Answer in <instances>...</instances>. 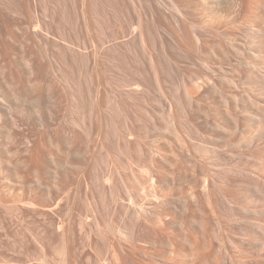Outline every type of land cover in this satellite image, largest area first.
Wrapping results in <instances>:
<instances>
[{
    "label": "rangeland",
    "instance_id": "rangeland-1",
    "mask_svg": "<svg viewBox=\"0 0 264 264\" xmlns=\"http://www.w3.org/2000/svg\"><path fill=\"white\" fill-rule=\"evenodd\" d=\"M16 1L1 0V14L16 19V13L20 14ZM149 1L51 0L52 17L68 32L63 36L67 34L73 45L81 41L71 55L64 49L66 56L53 41L55 47L34 35L33 41L31 31L30 36L26 31L28 37H22L30 27L27 15H23L25 23L22 14L23 21L17 18L23 29L14 20L5 25L8 21L1 19L0 66L5 73L1 71L0 77L5 76L7 82L4 86L0 82V264H264V238L251 239L245 234L249 230H244H251L259 221L249 211L262 210L264 202L251 197L240 184L247 176L239 179L240 173L236 176L232 170L238 166L246 172L249 168L243 174L264 183V163L248 156L255 147L264 148V120L258 128L250 116L255 100L260 99L264 109V92L246 77L247 68L251 70L246 64L250 56L257 53V58L264 59V49L254 48L258 43L264 47V0L252 17L241 16V7H231L228 0ZM157 2L162 3L163 13ZM43 3H39V15L47 6ZM79 6L88 11L90 30L78 21ZM153 8L160 9L165 20L161 37L173 56L172 66L162 57L160 39L152 45L148 39L141 42L138 38L140 23L152 27ZM256 19L260 21L254 23ZM179 20L191 33L202 31L211 47H220L207 61L213 62L214 70L199 58L184 57L174 49ZM55 24H50L54 33L60 29ZM34 38L42 42L36 43ZM93 42L100 47L94 48ZM128 42L130 46L125 45ZM40 43L45 48L52 46L46 48L50 58ZM40 49L45 56L38 55ZM149 53L163 62L159 80L151 70ZM37 56L40 59H33ZM46 57L52 62L48 66L59 74L52 73L54 68L48 74L44 71L45 76L55 74V80L44 77V72L38 78L35 75L43 71H36L42 63L49 71ZM236 68L248 73L240 74ZM43 78L50 80L45 79L49 87ZM54 81L66 86L60 89ZM54 83L57 88L50 91ZM138 85L140 93L133 92ZM212 86H219V93L207 90ZM183 89L195 99L191 98L192 106ZM246 98L255 100L249 105L252 99ZM242 99H246L248 112L240 107ZM212 107L217 108L215 112ZM235 113H240L242 122L249 113L246 118L251 120L236 129L227 119ZM217 117L228 120L223 132L212 128ZM198 165L205 167L198 170ZM150 174L155 175L151 178ZM206 185L210 186L209 198L204 193ZM147 194L152 201L145 198ZM240 207L245 211L238 215ZM261 220L258 223L264 225Z\"/></svg>",
    "mask_w": 264,
    "mask_h": 264
},
{
    "label": "bare ground",
    "instance_id": "bare-ground-1",
    "mask_svg": "<svg viewBox=\"0 0 264 264\" xmlns=\"http://www.w3.org/2000/svg\"><path fill=\"white\" fill-rule=\"evenodd\" d=\"M16 1V0H15ZM42 1H44V3L42 2ZM157 1V0H156ZM210 1H213V0H210ZM218 1V2H217ZM216 2L217 3H223V0H217ZM239 0H228V2L230 3V6L231 7H241V9H239V14L240 13H245V14H247V15H249V17L251 16L252 17V15H253V13H255V11H257L258 9H259V6H260V4H262V1L263 0H242L240 3L238 2ZM12 2H13V0H12ZM12 2H11V4H12ZM17 3H19L18 1H16ZM215 2V3H216ZM15 4L14 6H16L15 8H18L17 10L20 12V14H22V17H24L23 15H27L26 17V19H30V22L29 21H27L26 19H25V17L24 18H22L23 20L25 19L26 21H27V23L30 25V27H28V26H25V28L26 27H28V28H26L25 30H24V34L22 33V37H26L27 36V34H29L30 33V31L31 32H33V34L31 33V38H32V35H34L33 37H39V39H41V40H46L47 42L48 41H53V42H55V44L54 45H56V47H58L59 46V49L58 50H61V52L62 51H64V49H66L67 51H68V49H69V51H70V54L69 55H71L72 54V50H76L77 48L76 47H74V45H76V44H78V43H80V42H75L76 44H74L73 45V42L71 43L70 41H71V38L70 37H68V32H66V30L64 31V29H62L63 28V26L62 25H58V24H61L60 22L57 24V22H56V19L54 18V17H52V15H51V10H50V3H51V0H20V3L19 4ZM39 3H43V6H44V4L46 3V5L47 6H45V8H44V13H45V15H44V13H43V11H42V13H41V15H39V12H38V7H39ZM155 3V1L152 3V4H154ZM158 4H160L161 2H157ZM7 4H10V3H8V1H7V3H6V5ZM59 4V3H58ZM149 4H151V0L149 1ZM10 6H12L13 7V5H10ZM18 6V7H17ZM149 6H151L150 8H152V5H149ZM160 6H162L161 8H162V13H163V5H162V3L160 4ZM9 5L7 6V9H8V11L10 12V10H9ZM153 7L154 8H156V4H154L153 5ZM173 7L175 8V9H177L176 8V5L175 4H173ZM11 8V7H10ZM14 8V7H13ZM13 8H11L12 10H14ZM39 8H42V6H40ZM154 8H153V10H154ZM157 8H158V5H157ZM261 8V7H260ZM6 9V10H7ZM39 10H41V9H39ZM78 10H80L78 13L79 14H77V15H79V17H78V19H80V20H78L79 21V23H80V21L81 22H83V24H82V26H84V28H86L87 30H90V25H89V22H88V11L86 10V8H85V6L83 7V6H79V9ZM77 10V11H78ZM160 9H157V11H156V9L151 13V17H152V27L150 26V25H143L142 23H140L139 24V28H140V31H139V35H138V38H139V40L141 41V42H145L146 41V39H148L151 43H152V45L154 44V42H157V39H160L161 40V49H162V57L164 56V59L168 62V64H170V66H172L171 64V62H173V61H171L172 59H173V56L170 54V52L167 50V48H166V46H165V44H164V42H163V40H162V37H161V35H162V33H163V29H162V27H163V24L165 23V20H163L164 19V17L162 18L161 17V15H163L160 11H159ZM5 11V10H4ZM15 11H16V9H15ZM14 11V12H15ZM59 11V10H58ZM1 0H0V24H1V19H3V21H8V20H11V18L9 17V14H8V12H6L7 14H8V17L10 18V19H8V17L6 18V16L4 15H2L1 14ZM13 11H12V14L14 13ZM41 12V11H40ZM4 13V12H3ZM11 13V12H10ZM12 14H10V16H13L14 18L16 17V16H18L17 18H19V20H21L20 18L21 17H19V16H21L19 13H16L17 15L15 16V15H12ZM1 15H2V17H1ZM42 15L46 18V17H48V18H46L47 19V21H48V19H49V21H50V18H51V22H53V25H54V23H56L58 26H59V28L60 29H62V31H60V29L58 30V26H56V31L57 32H62L61 34H57V32L56 33H54V31L52 30V27H51V22H49V23H46L47 21L45 20V18L43 17V19L41 18L42 17ZM58 15V14H57ZM159 15H160V17H159ZM241 16H242V14H240ZM29 16V17H28ZM59 16V15H58ZM246 16V15H245ZM7 19H5V18ZM50 17V18H49ZM64 17H65V14H64ZM158 17L160 18V19H162V21L160 20V21H158L159 19H158ZM246 17H248V16H246ZM248 17V18H249ZM13 19L14 20V22L16 23V24H19V20L18 19ZM245 18V17H244ZM28 19V20H29ZM54 19H55V21H54ZM246 19V18H245ZM13 20H11V21H13ZM15 20H17V21H15ZM23 20H21V21H23ZM25 20H24V23H25ZM250 20V18L247 20V21H249ZM257 20V19H256ZM256 20H254L253 22L255 23V22H259L258 20L256 21ZM10 21V22H11ZM164 21V22H163ZM206 21V20H205ZM205 21H201L202 22V24L205 22ZM9 21L8 22H4L5 23V25H6V23H10ZM200 22V23H201ZM3 23V22H2ZM3 23V24H4ZM24 23H23V26H24ZM27 23L25 24V25H27ZM77 23V22H76ZM11 24H13V25H16V24H14V23H11ZM55 24V25H56ZM207 24L209 25V26H211V24H209L208 23V21H207ZM206 24V22H205V26L207 25ZM2 25V24H1ZM20 25V24H19ZM19 25H17V26H19ZM176 25H177V33L175 34V38H174V40L172 41V45L174 46V49L176 48L178 51H180L181 53H183L184 54V57H188V56H192V57H195V58H199L202 62H204V63H206V65L207 66H209V70L211 71V70H214L211 66H210V64L211 63H213V62H211L210 64L208 63L207 64V61L209 60V59H213V56H214V50H218V49H220V47L218 46V45H214V43H213V47H211L210 45H209V43H208V39L207 38H205V34L202 32V31H197V33H191V31H189L188 30V28L186 27V25H185V22L183 21V20H179V21H177V23H176ZM21 26V25H20ZM20 26H19V29H20ZM76 26V25H75ZM199 26H201V24L199 25ZM204 25H202V27H203ZM4 27V26H3ZM62 27V28H61ZM197 28H200V27H197ZM204 28V27H203ZM206 28V27H205ZM204 28V29H205ZM210 28V27H209ZM212 28V27H211ZM21 29H23L22 28V26H21ZM20 29V30H21ZM80 29V28H79ZM21 31H23V30H21ZM27 31V34H25V32ZM81 31V30H80ZM254 31V30H253ZM64 32H66L65 34L66 35H64L63 36V33ZM256 32V34H257V31H255ZM254 33V32H253ZM260 33H262L261 31H260ZM80 34V33H79ZM91 33H88V35H86V36H88V40H89V36H90V38L92 37L91 35H90ZM255 34V33H254ZM8 36H9V39H10V36L11 35H9L8 34ZM29 36H30V34H29ZM65 36H67L68 37V40H67V37H65ZM255 36V39H257L256 37V35H253V37ZM259 36V35H258ZM28 37V36H27ZM30 38V37H29ZM28 38V39H29ZM30 38V39H31ZM80 38V37H79ZM79 38H77V36H76V39H78L79 40ZM86 38V37H85ZM11 39H12V41H14L13 40V38L11 37ZM29 39V40H30ZM35 40H37L36 41V43H39V41L40 42H42L41 40H39L38 41V38H34ZM49 39H51V40H49ZM69 39H70V41H69ZM74 39V38H73ZM91 39H93V38H91ZM90 39V40H91ZM116 39H118V38H116ZM255 39L254 38H252V45L254 46V41H255ZM25 40H26V38H25ZM32 40H33V38H32ZM32 40H31V43L33 44V42H32ZM87 40V39H86ZM89 40V41H90ZM27 41V40H26ZM25 41V42H26ZM34 41V40H33ZM94 41V40H93ZM27 42H30V41H27ZM44 42V41H43ZM46 42V46L47 45H49L48 43ZM53 42H51V45L53 46ZM92 41H90V43H91ZM95 42V41H94ZM93 42V43H94ZM256 42V41H255ZM30 43V44H31ZM87 43L88 44H90L88 41H87ZM218 43V42H217ZM42 43H40L39 44V46L41 45ZM44 44H45V42H44ZM87 44V45H88ZM95 44V43H94ZM93 44V45H94ZM96 44H97V42H96ZM95 44V45H96ZM216 44V43H215ZM220 44V43H219ZM34 45H36L35 43L33 44V46ZM38 45V44H37ZM49 46V48L50 47H52V46ZM61 45L64 47V48H62L61 47ZM87 45H85V46H87ZM91 45V44H90ZM94 45V48L95 47H100V44H97V46H95ZM99 45V46H98ZM125 45H127V46H130V44H129V42L127 43V44H125ZM259 45V46H258ZM264 45V44H263ZM38 46V47H39ZM42 46H44L43 44H42ZM155 46V45H154ZM221 46V45H220ZM252 46V47H253ZM35 47V46H34ZM53 47H55V46H53ZM90 46H88L85 50H87L88 48H89ZM91 47H93V46H91ZM172 47V46H171ZM43 48H45V46L43 47ZM46 48H48V47H46ZM45 48V50H47V51H45L46 52V54H45V52H43L42 53V51L44 50H41V53H40V51L39 52H37V53H39L38 55H40V54H42V55H46V56H48V49H46ZM62 48V49H61ZM173 48V47H172ZM171 48V49H172ZM215 48V49H214ZM255 49H256V51L258 50V48H259V50L261 49V48H263L264 49V47L260 44V43H258V44H255V47H254ZM252 49L253 51L255 50V49ZM6 48H4V50H5ZM81 49V48H80ZM79 48H78V50H80ZM84 49H82V51L84 50ZM93 49V48H92ZM91 49V50H92ZM3 50V51H4ZM65 50V51H66ZM212 50H213V52H212ZM258 50V51H259ZM1 51V50H0ZM6 52H7V50H5ZM5 51H4V53H5ZM69 51H68V53H69ZM82 51H79L78 52V55H83V52ZM88 51V50H87ZM94 50H92V52H93ZM255 51V52H256ZM48 52V53H47ZM80 52H82V54H79ZM86 52V51H85ZM96 52V51H95ZM242 52V51H241ZM2 54H0V57L1 56H3V52H1ZM8 53V52H7ZM62 53H64V52H62ZM97 53V52H96ZM95 53V54H96ZM180 53V54H181ZM252 53V52H251ZM254 53V52H253ZM33 54H34V52H33ZM65 54V56L66 55H68L67 54V52L66 53H64ZM63 54V55H64ZM84 54H86V53H84ZM89 54V53H88ZM210 54H213V55H210ZM35 55V54H34ZM33 55V57H35ZM42 55H40V57L42 56ZM77 56V53H74V56ZM90 55H91V53H90ZM94 55V54H93ZM186 55V56H185ZM210 55V56H209ZM242 55H245V54H243L242 53ZM252 55V54H251ZM256 55H257V53L255 54V56H250V62L249 63H246L247 65H249L248 67H250L251 68V70L249 69V68H247V70L246 71H249L250 73H249V75H250V77H249V75H247L246 77H247V79L249 78V80H253L252 82L254 83V84H256V85H258V86H260V88L263 90L262 92H264V67H263V65H264V59H261V58H257L256 57ZM8 57L9 58V55H6V54H4V57ZM61 56V55H60ZM96 56H97V54H96ZM171 56H172V58H171ZM212 56V58H210ZM227 56V55H226ZM225 56V57H226ZM40 57L38 58V56H37V58H33V59H40ZM43 57V56H42ZM49 57V56H48ZM79 57V56H78ZM83 57H84V55H83ZM228 57V56H227ZM244 57V56H243ZM248 57V55L246 56V58ZM45 58V57H44ZM43 58V59H44ZM47 58V57H46ZM50 58V57H49ZM49 58H47L46 60H45V62L49 59ZM90 58H91V56H90ZM4 59H7V58H4ZM216 59H218V58H215L214 57V60H216ZM227 59V58H226ZM249 59H247L248 61H249ZM50 60V59H49ZM76 60V59H75ZM149 60H150V67H151V70H152V72H153V74H154V76L156 77V79L157 80H159V78H160V75H162L163 74V62H162V60H160L158 57H156L155 55H154V53H149ZM39 60H34V62H38ZM98 61V60H97ZM221 61H222V59H221ZM223 61H227V60H224V57H223ZM242 61H246V60H242ZM241 61V62H242ZM49 61H47V66L51 63L52 64V62H49ZM208 62H210V61H208ZM40 63V62H39ZM41 63H42V59H41ZM215 63H216V61H215ZM224 63H226V62H224ZM38 63H36V66L38 67L39 66V64L37 65ZM43 65L45 64V63H42ZM40 65L39 67H38V69H36L37 67H35L34 65H35V63H34V67H35V69H36V71L37 70H39V69H41V70H43V71H38L39 72V74H35V73H33V74H35L36 75V77L38 78V76H40V74H42L44 71H47V73L46 72H44L43 73V75H44V77H47L48 76V79L53 75L52 73H57L59 70L58 69H56L55 67V69H56V71L54 70V68H50L49 66H48V69H49V71L48 70H44L45 68H43L44 66L43 65ZM167 64V65H168ZM218 64V63H217ZM245 64V65H246ZM54 65V64H53ZM96 65V64H95ZM203 65V64H202ZM213 65H215V64H213ZM246 65V66H247ZM30 66H32V65H30ZM43 66V67H42ZM50 66H52V65H50ZM55 66V65H54ZM220 67H221V65H219ZM224 66V65H223ZM222 66V67H223ZM94 67H96V66H94ZM216 67H217V65H216ZM220 67L219 68H217L218 70L217 71H219V69H220ZM221 67V68H222ZM32 69H34L33 67H31ZM43 68V69H42ZM172 68V67H171ZM214 68H215V66H214ZM205 69H207V67L205 68ZM207 69V70H208ZM237 69V68H236ZM54 70V71H53ZM94 70L95 71H97L96 70V68H94ZM207 70H205L206 71V73H208L207 72ZM208 70V71H209ZM3 72L2 74H4L5 73V69L3 68V67H1L0 66V72ZM50 71L52 72L51 73V75H50V77H49V75H47V76H45L46 74H48V73H50ZM237 71H240V74H247L248 72H244L243 71V69H241L240 68V70L239 69H237ZM236 71V73H238ZM94 72V71H93ZM203 71H200L199 72V74L200 73H202ZM37 73V72H36ZM46 73V74H45ZM95 73V72H94ZM210 73V72H209ZM58 74H59V72H58ZM202 74H204V75H206L205 74V72L204 73H202ZM239 74V73H238ZM92 75V74H91ZM207 75H209V74H207ZM206 75V76H207ZM54 76L56 77V75L54 74ZM54 76H52L53 77V80H55L54 78ZM41 77H43V76H41ZM242 77H245V76H242ZM68 78V77H67ZM65 79V80H68V79ZM241 78V77H240ZM44 79V81L43 82H46L47 83V81H45V79L46 78H43ZM48 79H46V80H48ZM58 79V78H57ZM57 79H56V81H57ZM62 79H64V78H62ZM243 79V78H242ZM40 80V79H39ZM52 80V79H51ZM53 80L51 81V82H53ZM60 79H58V81H59ZM244 80L246 81V79L244 78ZM7 82V80H6V77L5 76H1L0 77V82H2V84H3V86H4V82ZM9 81H11L12 82V79H10ZM41 81V80H40ZM48 81H50V80H48ZM56 81H54V82H56ZM62 81V80H61ZM58 82V83H61L62 84V82H63V85L65 84L64 83V81H62V82ZM67 83L66 84H68V81H66ZM251 82V83H252ZM50 83V82H49ZM57 83V82H56ZM56 83H54L53 85H54V87H52L53 85H50V88H49V90L52 88V90L53 89H55V88H57V86H59L60 84H58L57 86L55 85ZM185 83V82H184ZM219 83V82H218ZM252 83V84H253ZM186 84V83H185ZM220 84V83H219ZM253 84V85H254ZM46 85H48V83L46 84ZM63 85H60L59 86V88L60 87H62ZM216 85V84H215ZM56 86V87H55ZM66 86V85H65ZM65 86H63V87H65ZM217 86V85H216ZM216 86H212V87H210V90L209 89H207L210 93L212 92V91H214L215 92V90H216V92L218 91V93H219V86L218 87H216ZM48 87H49V85H48ZM138 88L137 89H135L133 92H137V93H140V87H141V85H138L137 86ZM80 88V87H79ZM61 89V88H60ZM59 89V90H60ZM63 89V88H62ZM258 89H259V87H258ZM260 89V90H261ZM52 90H50V91H52ZM56 90V89H55ZM65 90V89H64ZM68 90V89H67ZM184 90V89H183ZM182 90V91H183ZM212 90V91H211ZM54 91V90H53ZM185 91V92H184ZM183 92H184V96H185V98H186V100H188V104H190V106H192L191 104H193V101H192V95L191 94H189V91L188 90H184ZM186 91H188V92H186ZM59 92V91H58ZM63 92V91H62ZM65 92V91H64ZM67 92V91H66ZM220 92H222V90L220 91ZM259 92H261V91H259ZM261 92V93H262ZM55 93V92H54ZM53 93V94H54ZM206 93H208L207 91H206ZM210 93L208 94L209 96H210ZM260 93V94H261ZM61 94H63V93H61ZM214 94V93H213ZM222 95V98H223V93L221 94ZM221 95H220V99H221ZM239 95H241V94H239ZM239 95H235V96H238V98H240L239 97ZM54 96H56V94H54ZM60 96V95H59ZM59 96H57V97H59ZM96 96V95H95ZM183 96V97H184ZM206 96V95H205ZM208 96V97H209ZM216 96H217V94H216ZM219 96V95H218ZM217 96V97H218ZM235 96H234V98H235ZM64 97V96H63ZM207 97V96H206ZM212 97H213V95H212ZM259 97V96H258ZM257 97V98H258ZM60 98H62V96L60 97ZM98 97H96L95 99H97ZM192 98V99H191ZM237 98V97H236ZM235 98V99H236ZM237 98V99H238ZM242 98V97H241ZM256 98V97H255ZM99 99V98H98ZM212 99V98H211ZM248 101H250L251 99H252V101L251 102H249V105H250V103L252 104L253 102H254V98H246ZM246 99H242L241 101H243V102H241L240 101V103H243L244 104V101L246 100ZM250 99V100H249ZM254 99V100H253ZM263 99H264V97H263ZM60 100V99H59ZM94 100V99H93ZM193 100H195V99H193ZM197 100V99H196ZM238 100H240V99H238ZM238 100H236L237 101V104L239 103V101ZM258 100H260V99H258ZM258 100H255V102L252 104V106H250L251 108H250V110H252V112L250 113V114H252V115H250L249 113V115L251 116V118H252V120L254 121V122H256V123H254V124H256V127H258V128H260V125H263L262 124V122H263V120H264V109H262V106L261 105H259V103H258ZM58 101V100H57ZM190 101H192V102H190ZM215 101V100H214ZM261 101V100H260ZM96 103H98L99 102V100L98 101H95ZM190 102V103H189ZM246 102V101H245ZM100 103V102H99ZM98 103V104H99ZM215 103V102H214ZM261 103V102H260ZM262 103H264V102H262ZM95 104V103H94ZM195 104V103H194ZM240 105V107H242L243 108V111L244 110H248L249 109V106H247L246 104H244V105ZM215 105V104H214ZM217 106V105H216ZM239 106V105H238ZM246 106L248 107V109L246 108ZM98 107L99 106H97L96 105V108H97V110H98ZM218 107V106H217ZM213 108V107H212ZM215 108V107H214ZM213 108V109H214ZM263 108H264V106H263ZM215 109H217V108H215ZM215 109H214V112H215ZM242 110V109H241ZM96 111V110H95ZM246 111H245V113H246ZM218 112V111H217ZM222 112V111H221ZM236 112V111H235ZM248 112V111H247ZM237 113V112H236ZM235 113V115L234 114H231L230 115V117H228L227 119L228 120H232L233 122H234V124H235V127H236V129H239L241 126L242 127H244L245 125H246V121L248 122V121H250L251 120V118L249 117V120H247V118L246 117H248L247 115H245L246 117L244 118L243 117V122H245V125L243 126V122H242V120H241V118L242 117H240V115H238V114H240V113H238V114H236ZM190 114V113H189ZM218 114L216 113V116H217ZM222 115V114H221ZM190 116V119H191V114L189 115ZM242 116V115H241ZM244 116V115H243ZM192 117H193V119H191V121L193 120L194 121V117L195 116H193L192 115ZM214 118V117H213ZM262 118V119H261ZM197 119V118H196ZM216 120L214 121V119L212 120V121H214L213 122V127L212 128H214V129H217V130H219V131H222L223 132V130L225 129L226 130V126H227V122H228V120L226 119V120H224V121H222V119L221 120H218V117L217 118H215ZM246 119V120H245ZM190 121V122H191ZM196 121V120H195ZM230 123V122H229ZM197 127H199V125H197ZM203 128V127H202ZM202 128H201V130H202ZM208 130V128H205L204 130ZM199 130H200V128H199ZM201 133V132H200ZM263 133V132H262ZM203 134V133H202ZM251 134H252V132H251ZM204 135V134H203ZM255 135V134H254ZM260 135H262V134H260ZM251 137H252V135H251ZM252 138H254V136L252 137ZM258 138V137H257ZM261 138V137H260ZM248 139H251V138H248ZM255 139H256V135H255ZM205 140V139H204ZM251 140H253V139H251ZM250 140V141H251ZM259 141V140H258ZM236 142V141H235ZM239 143H242V142H239ZM262 144H263V142H262ZM213 145V144H212ZM215 145V144H214ZM262 146V145H261ZM264 146V145H263ZM262 146V147H263ZM259 147L260 146H257V147H255V149L254 150H251V152H249V154H248V156L250 155H252V157L253 156H255V157H259V159H260V163L262 162V163H264L263 161H262V157H264V148H262L263 150H259ZM201 149V148H200ZM200 149H198L199 151H200ZM202 149H203V147H202ZM215 150L217 149L216 147L214 148ZM260 149H261V147H260ZM210 150V149H209ZM218 150V149H217ZM187 152V151H186ZM205 152V150H203V152L202 153H204ZM208 152V151H207ZM215 152V151H214ZM220 152H221V150H220ZM216 153V152H215ZM252 153V154H251ZM245 154V153H244ZM245 156H246V154H245ZM191 157V156H190ZM203 157H205V156H203ZM251 157V158H252ZM261 157V158H260ZM207 158V157H206ZM210 158V157H209ZM256 159H258V158H256ZM255 158H254V160H256ZM258 159V160H259ZM196 160V159H195ZM197 161V160H196ZM155 162V159L153 160V163ZM159 162V161H158ZM157 162V163H158ZM194 162V161H193ZM195 163H198V161L197 162H195ZM201 163V162H200ZM199 163V164H200ZM203 163V162H202ZM259 162H257V160H256V164H258L257 166H260L261 167V165H259L260 164ZM261 163V164H262ZM159 164V163H158ZM157 164V166H159ZM154 165H156V162L154 163ZM154 165H153V167H154ZM197 165V164H196ZM264 165V164H263ZM262 165V166H263ZM199 166V165H198ZM198 166H196V168L198 167ZM152 167V168H153ZM201 167L203 168V167H205L204 165L202 166L201 165ZM200 166L198 167V170H199V168H201ZM207 167V166H206ZM152 168H151V171H153L152 170ZM155 168L157 169V171H158V168L155 166ZM201 168V169H202ZM232 168H234V167H231V169ZM243 167H241V168H239L238 166L235 168V169H232L234 172H237V174H235L236 176L240 173V175H238V178H239V176H240V178L241 177H248V176H250V175H246V174H243V173H247L250 169L248 168V167H245V168H248L247 170L248 171H246V172H244V169H242ZM264 167H262V170H264L263 169ZM204 169V168H203ZM226 169V171H229V166H228V169H227V167L225 168ZM196 170V169H195ZM207 171L209 170V169H206ZM205 170V171H206ZM139 171V170H138ZM146 171V170H145ZM200 171H202V170H200ZM207 171L206 172H203V173H206V176H208L209 175V177L211 176V174H210V172H208L207 173ZM231 171V170H230ZM154 173V172H153ZM241 173H242V175H244V176H242L241 175ZM155 175V174H154ZM154 175H152V176H154ZM205 175V174H204ZM150 176H151V174H150ZM152 176H151V178H152ZM226 176V175H225ZM224 176V177H225ZM228 177V176H227ZM246 177V179H244V180H242V178H241V182H240V184L242 185V186H244L245 188H243L242 186V188H243V190L245 189L247 192H248V194H250V196L251 197H255V198H258V200L259 201H263L264 202V183H260L257 179H254V178H247ZM151 178H148L149 179V181H151V180H153V179H151ZM207 178V177H206ZM237 178V179H238ZM239 178V179H240ZM238 179V180H239ZM228 180V179H227ZM154 181V180H153ZM224 181H226V177L224 178ZM237 182V181H236ZM194 182H192V184H193ZM239 184V183H238ZM196 186L197 184H193V186ZM240 186V185H239ZM149 191H151V190H149ZM151 192H153V190L151 191ZM151 192L149 193V192H147L148 194H151ZM153 193H155V192H153ZM204 193L206 194V196H207V198H209L210 197V186L209 185H206L205 187H204ZM148 194H147V196L145 195V198L146 197H148ZM230 193H227V195H229ZM227 195H225L226 197H227ZM231 195V194H230ZM149 196H151L152 197V195H149ZM248 196V195H247ZM151 197H148V198H150V200L152 201V199H151ZM232 197V196H231ZM228 198V197H227ZM232 198H234V197H232ZM247 198V197H246ZM249 198V197H248ZM229 199H230V196H229ZM244 199V198H243ZM250 199V198H249ZM252 199V198H251ZM253 200V199H252ZM251 200V201H252ZM154 201V200H153ZM156 201V200H155ZM242 200H240V202H241ZM159 202V201H158ZM238 202H239V199H238ZM247 202H249L248 200H247ZM256 202H258V201H256ZM261 202H259V204H260ZM158 204V203H157ZM242 205H243V203H241ZM241 204H239V205H237V206H242ZM250 204V203H249ZM252 204V203H251ZM244 205H246L245 203H244ZM247 205H248V203H247ZM253 205V204H252ZM257 206V205H256ZM245 206H243V208H244ZM257 207H259V206H257ZM256 207V208H257ZM242 207H240V209H241V212H240V210H239V212H237L238 213V215L239 214H243V212L245 211L244 209H243ZM246 208V207H245ZM255 208V207H254ZM255 208V209H256ZM261 208H263V207H261ZM138 209V208H137ZM234 209H238V208H234ZM234 209H233V211H234ZM243 209V210H242ZM142 210H143V208H142ZM145 210V209H144ZM236 210H235V212H236ZM257 210H258V212H257ZM259 208L258 209H256V212H255V210L254 209H251V212L249 211V214H250V216L252 215V218H254L253 220L255 221V220H261V219H259V217L261 216V217H263V219H264V208L262 209V210H260V212H259ZM140 212H141V210H140ZM143 213V212H142ZM145 213V212H144ZM147 213V212H146ZM141 214V213H140ZM257 217H258V219H257ZM260 217V218H261ZM258 221V222H259ZM262 221V220H261ZM254 223V225H252V228L251 227H249V228H251V230L250 229H248V227H247V229H244L245 231L247 230H249V232H247V233H245V234H248V237L249 238H251V239H256V238H258V237H263L264 238V225L263 224H259V223ZM261 223V222H260ZM262 223H264L263 221H262Z\"/></svg>",
    "mask_w": 264,
    "mask_h": 264
}]
</instances>
